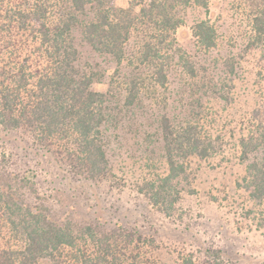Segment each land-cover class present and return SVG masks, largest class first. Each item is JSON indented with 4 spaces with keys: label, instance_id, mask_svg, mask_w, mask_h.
Instances as JSON below:
<instances>
[{
    "label": "rangeland",
    "instance_id": "374dc122",
    "mask_svg": "<svg viewBox=\"0 0 264 264\" xmlns=\"http://www.w3.org/2000/svg\"><path fill=\"white\" fill-rule=\"evenodd\" d=\"M129 1L117 5L126 8ZM25 2L0 0V49L8 65L22 64L36 47L26 32L9 23ZM183 14L186 24L177 32L179 49L166 65L165 86L153 83L148 69L136 62L137 35L121 67L88 46L80 48L82 66L95 74L94 89L108 94L104 135L109 171L101 183L89 186L69 175L64 180L67 173L29 131L0 132V162L18 166L19 172H37L33 185L18 183L20 194L59 223L100 224L107 231L122 225L124 264H182L207 249L221 251L226 264H264V201L253 200L244 183L250 162L264 164V146L249 160L242 158L240 146L242 138L254 134L257 112L264 110L262 52L249 45L252 9L240 0H212L209 11L192 6ZM202 20L217 31L212 50L193 37V25ZM136 76L145 84L129 105L126 82ZM165 117L207 153L187 160L178 197L162 192L153 201L146 184L168 173ZM127 234L134 238L126 239ZM16 236L0 212V247L16 248Z\"/></svg>",
    "mask_w": 264,
    "mask_h": 264
},
{
    "label": "trees",
    "instance_id": "16d2710c",
    "mask_svg": "<svg viewBox=\"0 0 264 264\" xmlns=\"http://www.w3.org/2000/svg\"><path fill=\"white\" fill-rule=\"evenodd\" d=\"M211 1L130 0L123 8L118 0H26L9 16V23L26 32L36 47L19 65L5 63L0 49V132L29 131L44 154L67 173L64 180L70 176L89 186L101 183L109 171L104 135L108 94L94 89L95 74L82 66L80 48L88 46L121 67L137 35L141 42L136 62L148 69L153 83L165 86L166 65L179 49L177 32L186 24L183 12L192 6L209 11ZM240 1L252 9L254 35L249 45L261 50L264 61V0ZM192 30L200 47H217V31L209 21L195 23ZM144 84L142 76L127 80L129 105ZM162 129L168 173L146 184L153 201L162 192L178 197L187 160L207 153L166 117ZM240 146L244 160L264 146V110L257 112L254 134L242 138ZM13 168L0 162V212L19 244L0 247V264H124L120 246L127 240H122V225L107 231L100 224L80 223L81 228L59 223L20 194L18 183L33 185L37 172ZM244 183L250 197L263 202L264 164L250 162ZM129 235L134 238L127 234L126 239ZM201 256L183 259L182 264H226L218 250L207 249Z\"/></svg>",
    "mask_w": 264,
    "mask_h": 264
}]
</instances>
